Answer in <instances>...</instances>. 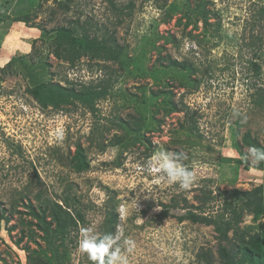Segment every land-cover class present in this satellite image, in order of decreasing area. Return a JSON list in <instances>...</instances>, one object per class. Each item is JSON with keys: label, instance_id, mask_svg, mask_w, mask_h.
<instances>
[{"label": "rangeland", "instance_id": "1", "mask_svg": "<svg viewBox=\"0 0 264 264\" xmlns=\"http://www.w3.org/2000/svg\"><path fill=\"white\" fill-rule=\"evenodd\" d=\"M206 1L0 0V207L10 218L0 223V264H28L31 250L48 249L28 203L38 211L46 199L65 205L64 197L85 220L70 229L63 264L90 263L78 250L81 229L103 234L110 212L129 264H204L198 254L206 250L220 264L214 227L177 219L184 202L157 218L174 198L200 205L213 192L205 208L213 215L223 209L222 190L239 203L241 191L264 185V169L243 159L251 147L242 145L249 132L264 146V102L254 101L264 87V0ZM63 25L115 39L124 62L102 60L103 52L75 66L57 58L51 43ZM252 61L263 66L259 76ZM43 81L111 88L93 115L81 104L41 107L31 90ZM77 144L90 161L82 172L70 164ZM161 147L187 157L189 189L153 170ZM241 226L264 238V215L244 214ZM125 239L135 242L131 254Z\"/></svg>", "mask_w": 264, "mask_h": 264}, {"label": "trees", "instance_id": "2", "mask_svg": "<svg viewBox=\"0 0 264 264\" xmlns=\"http://www.w3.org/2000/svg\"><path fill=\"white\" fill-rule=\"evenodd\" d=\"M201 1H203V4H199V6L204 8H206L204 5L210 3V1L206 0ZM187 11L191 13L193 8L188 6ZM263 14L264 8L261 10V16ZM54 32L55 38L51 43L52 52L57 58L68 61L71 66H75L79 59L86 54L90 55V59H94L97 58L95 56H100L101 52L106 54V58H109L102 60L124 62L121 59L124 46L117 43L115 39H112L113 42H107L104 39L103 41L96 39V37L90 38L87 32L84 30L80 31L78 26L63 25L54 29ZM96 49H98L97 53H95ZM170 64L173 68L192 69V66L188 65L185 61L172 60ZM252 66L254 71H256V75L259 76L262 73V64L252 61ZM114 74V71L109 73L110 76ZM110 88V85L104 84L103 81L97 84L89 83L81 87H76L75 85L64 86L60 83L43 81L34 87L31 93L43 108H48L49 106L62 108L69 105L77 107L81 104L93 115H96L99 110L97 106L98 102L109 96ZM159 94V91L152 92L154 98L158 97ZM254 95L255 102L261 101L263 103L264 87H259ZM124 124L126 123L123 122L121 126H124ZM182 126L185 127V123ZM124 140L128 139L125 137L120 139V141ZM128 142H131V140H128ZM242 145L264 149V146L258 139L252 137L249 132L243 136ZM234 161L240 162V159H235ZM70 164L77 172L89 169L90 161L87 159L85 149L80 144H77ZM254 166L257 169H264V163ZM207 194L204 193L201 197L200 205L188 204L186 198L180 201L174 198L173 202L162 204L163 209L157 213V218L163 220L166 217H172V210L178 209L181 202H184L182 208L185 210V213L178 215L177 219L179 221L189 220L193 223H201L214 227L219 240L217 253L220 264H264V238L261 231L253 232L241 226L244 214H253L254 218L264 215V185H258L252 189L241 191L239 203L230 200V189L222 190L223 209L221 212L213 215L206 214L205 211L207 203L211 199H214L213 192ZM64 203L65 205L46 199L38 211L32 208L33 205L31 203H28V207L31 210L30 213L38 219L37 225L44 232L42 238L48 246V249H41L40 251L31 250V253L27 257L28 264H63L69 260V250L64 241L70 234V229L77 230L78 225L84 222L85 216L81 209L75 207L69 198L64 197ZM11 211L14 212L13 210ZM48 217H50V220H48ZM9 219L6 209L0 207V223L2 220L8 221ZM118 221V214L110 212L108 218L109 227L106 228L104 233L115 234L114 227ZM1 228L2 225L0 224V231ZM58 241L61 243L59 244ZM61 247L62 249H60ZM198 256V259L202 260L204 264H213L214 259L210 250L202 251Z\"/></svg>", "mask_w": 264, "mask_h": 264}, {"label": "clouds", "instance_id": "3", "mask_svg": "<svg viewBox=\"0 0 264 264\" xmlns=\"http://www.w3.org/2000/svg\"><path fill=\"white\" fill-rule=\"evenodd\" d=\"M187 157L183 153L170 152L162 147L153 154L150 164H154V171L163 173L167 183L179 185L187 190L191 187L195 177L193 172L183 163ZM244 160L252 165L264 163V149L251 147ZM119 233L96 234L89 229H81L78 240V250L86 254L91 264H129L128 257L122 252ZM126 252L131 254L135 249V242L130 239L123 241Z\"/></svg>", "mask_w": 264, "mask_h": 264}]
</instances>
